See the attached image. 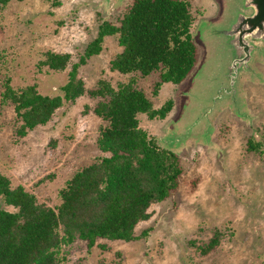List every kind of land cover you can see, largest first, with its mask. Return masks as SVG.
<instances>
[{"label": "rangeland", "instance_id": "obj_1", "mask_svg": "<svg viewBox=\"0 0 264 264\" xmlns=\"http://www.w3.org/2000/svg\"><path fill=\"white\" fill-rule=\"evenodd\" d=\"M132 1L0 2V94L5 77L14 87L35 83L43 94L59 93L99 24H118ZM242 1L188 0L196 62L181 83L166 82L153 95L157 73L135 76L155 107L173 101L165 118L139 113L138 120L159 145L179 155L178 188L149 207L148 219L135 227L136 239H98L91 248L77 239L63 246L60 264H264V49L250 61L252 71L237 76L234 92L226 73L236 55L222 31ZM46 50L68 53L67 68L39 67ZM120 50L115 35L104 37L101 51L78 68L86 89L101 78L115 85L131 77L109 67ZM97 101L85 92L21 138L14 133L12 106L0 102V171L11 186L22 185L40 203L59 204L65 181L107 155L96 144L103 123L92 111ZM249 138L262 143L261 152L247 150ZM217 231L220 243L202 254Z\"/></svg>", "mask_w": 264, "mask_h": 264}, {"label": "trees", "instance_id": "obj_2", "mask_svg": "<svg viewBox=\"0 0 264 264\" xmlns=\"http://www.w3.org/2000/svg\"><path fill=\"white\" fill-rule=\"evenodd\" d=\"M7 1L0 0L2 5ZM193 20L188 0H133L118 24L106 20L99 24L59 93L43 94L35 83L14 87L10 77L4 78L0 102L12 106L14 133L19 138L49 122L65 102L85 92L98 98L92 111L103 123L96 144L107 155L76 170L58 191L60 202L54 207L38 202L22 185L12 187L0 171V264H60L63 246L77 239L88 248L98 239L134 240L136 225L150 216L149 207L178 188L179 155L159 145L138 120L139 113L150 119L165 118L173 101L155 107L137 86L136 77L157 73L153 95L166 82L181 83L196 62ZM109 35L116 36L121 48L110 60V69L131 77L115 85L101 78L95 88L86 89L78 68L101 51ZM69 62L68 53L46 50L37 65L62 71ZM261 144L249 138L247 150L261 152ZM147 233L144 230L141 236ZM221 236L215 232L201 253L215 248Z\"/></svg>", "mask_w": 264, "mask_h": 264}, {"label": "water", "instance_id": "obj_3", "mask_svg": "<svg viewBox=\"0 0 264 264\" xmlns=\"http://www.w3.org/2000/svg\"><path fill=\"white\" fill-rule=\"evenodd\" d=\"M237 9L231 23L222 29L236 55L226 73L234 92L237 76H244L242 72L248 75L252 71L250 61L253 56L264 49V0H243L242 7Z\"/></svg>", "mask_w": 264, "mask_h": 264}]
</instances>
